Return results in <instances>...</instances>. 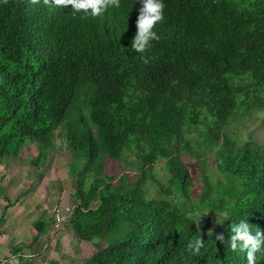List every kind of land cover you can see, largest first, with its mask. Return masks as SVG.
<instances>
[{
  "label": "trees",
  "instance_id": "1",
  "mask_svg": "<svg viewBox=\"0 0 264 264\" xmlns=\"http://www.w3.org/2000/svg\"><path fill=\"white\" fill-rule=\"evenodd\" d=\"M162 2L159 40L142 54L131 49L141 0L99 16L0 0V163L37 145L28 159L40 169L65 146L67 224L80 242L106 243L83 264H247L229 239L242 220L264 232V145L239 142L230 125L264 110V0ZM129 156L135 178L111 173ZM5 199L0 226L13 205ZM52 209L32 226L49 247L58 234ZM205 216L211 232L198 226ZM196 239L199 254L187 248Z\"/></svg>",
  "mask_w": 264,
  "mask_h": 264
},
{
  "label": "rangeland",
  "instance_id": "2",
  "mask_svg": "<svg viewBox=\"0 0 264 264\" xmlns=\"http://www.w3.org/2000/svg\"><path fill=\"white\" fill-rule=\"evenodd\" d=\"M248 114L249 112L247 114L245 112L243 114L244 116H238L241 118L240 120L237 119L240 123L245 124V127L241 128L240 126L242 125L239 126V122L236 120L235 123H231V130H235L234 132L230 130L231 134L235 136L238 134L237 137L240 139H238L239 142L242 140L247 141L251 138L254 139L253 141H258L264 145V110L254 113L251 117L244 118ZM56 145L57 147L55 149L52 148V150H50L45 165H43V167L39 166L41 167L40 169L31 165L28 159L29 157H37V145L24 147L22 156L20 155L19 158L5 159L4 163L0 164V179L3 180H0V185L2 184L5 188H11L10 203L15 202L16 204L11 206L10 211L15 215L21 213V215L18 216L20 217L17 219L18 221L19 219H23L28 224L32 222L35 223L41 218L46 219L49 217L48 213L42 214L41 210L45 209L50 211L55 203L61 206L68 205L73 185V181L68 179L67 164L70 161V155L67 154V149H65L63 144L57 143ZM207 159L209 164H211L213 161L212 157L209 156ZM134 160V156H129L126 159V163L129 162L126 164L127 167H125V164L122 168L117 163H113L110 165L109 170L111 173L115 174L127 173L128 170H130L129 173L131 174V178H135L138 174L136 167H132L131 164ZM186 160L189 161L190 158L187 156ZM190 166L191 173L194 177L199 178L200 171L196 168L197 165L190 164ZM40 170L41 172L38 174ZM155 172L162 183H167V172L163 163L157 165ZM155 190L154 187L150 188V194H154ZM0 191H2V189H0ZM18 191L21 192L19 198L17 197L19 195ZM18 202H20V205L17 204ZM71 203L73 204V202ZM37 207L39 209H36ZM207 217L209 216H205L197 222L199 223ZM213 226L212 220L210 229H212ZM60 233L57 234V239L54 240V243L49 247L51 250L47 251L48 263L45 262V264H83L86 262V258L91 254L92 250L96 247L106 246L104 241L94 243L95 245L78 241L74 238L72 229L69 226H67L66 232H63L65 233L64 235ZM41 237H45V233L42 234ZM23 264H27V262Z\"/></svg>",
  "mask_w": 264,
  "mask_h": 264
},
{
  "label": "clouds",
  "instance_id": "3",
  "mask_svg": "<svg viewBox=\"0 0 264 264\" xmlns=\"http://www.w3.org/2000/svg\"><path fill=\"white\" fill-rule=\"evenodd\" d=\"M5 2H7V0H5ZM38 2L39 0H31L32 4ZM141 2L143 6L140 9V14L137 19V34L133 38L131 49L143 54L149 47L151 41L159 40V36L153 29L158 23L163 22L165 5L162 0H141ZM44 4H52L58 7L72 6L76 12H88V10H91L92 16H99L106 11L109 6L118 8L120 6V0H44ZM143 62L147 64L148 59L143 58ZM62 207L70 209V206ZM67 226L69 225L66 224V229ZM66 229L64 231H66ZM231 233L232 235L229 239L231 250L233 252L237 250L246 252L247 264H256L257 252L264 255V232L257 227V231L255 235H253L252 225H250L247 220H242L238 224L231 225ZM216 238L221 243L225 241L223 234L216 235ZM203 246L204 241L196 239L190 242L187 248L189 252L199 254Z\"/></svg>",
  "mask_w": 264,
  "mask_h": 264
},
{
  "label": "crops",
  "instance_id": "4",
  "mask_svg": "<svg viewBox=\"0 0 264 264\" xmlns=\"http://www.w3.org/2000/svg\"><path fill=\"white\" fill-rule=\"evenodd\" d=\"M40 172L41 170L38 172V174H40ZM0 189H2V191H0L1 216L2 209L5 205L4 203L7 201L5 199V196L9 198V200H11V188H5V186L1 184ZM24 191L26 192L25 189ZM18 193L19 195L17 197L19 198L21 192L18 191ZM11 203L15 205L14 202ZM17 204L20 205V202H18ZM20 215L21 213L15 215L12 213V211H9V216L7 217L6 221L2 226H0V264H23L24 262H27V264H45V262L48 263V255L46 254V256H43V253H45L44 251H46V246L47 250H51L48 245V240H50L49 237H47V235H45V237H41V235L40 237H37L38 233L32 227V224L34 223L32 222L28 224L26 223V221H21L22 219H20L19 222L17 219L20 218L18 217ZM60 234L64 235L65 233L62 232ZM52 243L54 242L52 241L50 243V246L52 245ZM20 245H23V247L20 248V252H15L17 251V249H19L18 247ZM22 260L23 262H21Z\"/></svg>",
  "mask_w": 264,
  "mask_h": 264
},
{
  "label": "built area",
  "instance_id": "5",
  "mask_svg": "<svg viewBox=\"0 0 264 264\" xmlns=\"http://www.w3.org/2000/svg\"><path fill=\"white\" fill-rule=\"evenodd\" d=\"M52 212L55 216V228L58 232H62L66 229V224L69 218V208L60 207V206H54L52 209Z\"/></svg>",
  "mask_w": 264,
  "mask_h": 264
},
{
  "label": "water",
  "instance_id": "6",
  "mask_svg": "<svg viewBox=\"0 0 264 264\" xmlns=\"http://www.w3.org/2000/svg\"><path fill=\"white\" fill-rule=\"evenodd\" d=\"M211 217H207L206 219H203L201 222L198 223V226L200 228L201 231L205 232L208 231L210 229L211 226Z\"/></svg>",
  "mask_w": 264,
  "mask_h": 264
}]
</instances>
